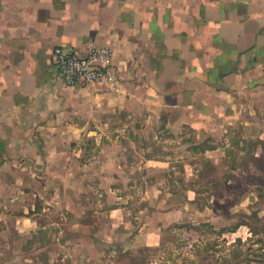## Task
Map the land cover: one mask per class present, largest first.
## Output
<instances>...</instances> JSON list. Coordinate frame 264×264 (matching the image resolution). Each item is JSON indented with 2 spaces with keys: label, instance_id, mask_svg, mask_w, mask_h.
Here are the masks:
<instances>
[{
  "label": "crops",
  "instance_id": "1",
  "mask_svg": "<svg viewBox=\"0 0 264 264\" xmlns=\"http://www.w3.org/2000/svg\"><path fill=\"white\" fill-rule=\"evenodd\" d=\"M89 44L112 47L115 79L65 87L53 48ZM263 142L264 0H0V225L27 249L56 238L77 251L60 264H89L95 241L131 253L160 243L156 218L197 213L264 248V195L192 205L207 167L218 186ZM98 217V240H63Z\"/></svg>",
  "mask_w": 264,
  "mask_h": 264
},
{
  "label": "rangeland",
  "instance_id": "2",
  "mask_svg": "<svg viewBox=\"0 0 264 264\" xmlns=\"http://www.w3.org/2000/svg\"><path fill=\"white\" fill-rule=\"evenodd\" d=\"M257 144L258 142L253 140L247 143L250 147ZM241 157H243L241 158L243 162H239V158L237 159L235 156L233 158L235 163H230V165H235L238 162L242 165H239L234 171L225 170L224 183L218 181V186L214 183L212 185L204 184L213 181L209 178L215 175L211 167H207L203 172L204 174L199 176L195 181L198 185H193L196 186L199 193L197 200L192 204L197 212L203 210L204 205L209 204L208 200L211 194H222L224 199L223 202H220L222 208L228 206L226 197L231 194L239 196L252 192L263 198L264 158L262 153L256 156L246 153ZM249 166L250 169H246ZM227 178H230L228 183H226ZM211 204L214 203L211 202ZM233 219L229 217L228 224H230L227 226L233 225ZM210 220V218L203 220L198 213L193 216L192 220L185 222L183 220L171 222L169 218L164 217L156 218L155 223H166V229H163L159 244L143 246L131 253H124L121 248L114 244L113 251L109 252L106 241L99 240L95 241V245L91 248L80 251L81 259L86 260L88 257L89 264H248L249 258H258L264 253V248L255 239L243 246L239 243L228 244L227 242L231 238L222 237L221 232L214 228L218 227L221 222L213 220L211 224ZM94 222V226L91 227L89 223H92L89 219L83 220L82 226L78 230L67 227V234L62 235L63 240L72 242L79 239V243L88 242L91 237H96L98 240V236L91 232L100 228L102 220L98 217L94 219ZM26 237H28L26 234H20L16 231L8 233L7 229L0 225V264H60L61 261L57 259L59 255L64 252L69 254L77 252L72 251L70 246L68 251H60L54 242L56 238L47 242L46 249L29 250L25 247ZM9 243L10 248H8Z\"/></svg>",
  "mask_w": 264,
  "mask_h": 264
},
{
  "label": "built area",
  "instance_id": "3",
  "mask_svg": "<svg viewBox=\"0 0 264 264\" xmlns=\"http://www.w3.org/2000/svg\"><path fill=\"white\" fill-rule=\"evenodd\" d=\"M112 57L113 49L109 44H89L85 52L55 46L51 61L68 88L88 83L112 84L115 79L111 71Z\"/></svg>",
  "mask_w": 264,
  "mask_h": 264
}]
</instances>
